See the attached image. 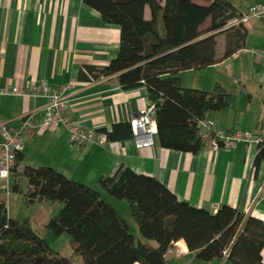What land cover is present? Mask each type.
<instances>
[{
	"label": "crops",
	"instance_id": "1",
	"mask_svg": "<svg viewBox=\"0 0 264 264\" xmlns=\"http://www.w3.org/2000/svg\"><path fill=\"white\" fill-rule=\"evenodd\" d=\"M233 4L243 14L250 6L264 4V0H233ZM236 28L216 34V64L182 72L181 84L200 91H211L219 84L229 92L230 104L209 112L206 119L219 129L248 130L264 141V19L245 23L243 49L222 59ZM119 42L118 26L105 23L97 11L79 0H0V87L27 91L38 82L52 89L70 86L65 91L66 115L85 130L110 131L115 124L130 123L149 103L144 85L122 90L116 76L97 77L96 70L116 58ZM46 103L40 96L0 95V125L16 127L26 115L39 119ZM22 138L20 160L8 180L1 182L0 199H4L3 195L24 198L27 183L21 172L26 167H50L75 182L100 190L99 177L124 166L135 174L155 178L179 201L195 208L215 213L226 205L264 222V162L254 165L256 144H241L224 151L205 143L198 153L190 154L163 149L156 140L145 148H136L132 140L75 148L68 144L62 129L44 134L26 130ZM2 184L7 188L3 189ZM15 186L18 191L13 190ZM101 196L114 209L123 205V201L105 192L101 191ZM121 217L130 227V216ZM181 261L231 264L225 257L200 261L179 240L166 253L164 264H182Z\"/></svg>",
	"mask_w": 264,
	"mask_h": 264
},
{
	"label": "trees",
	"instance_id": "2",
	"mask_svg": "<svg viewBox=\"0 0 264 264\" xmlns=\"http://www.w3.org/2000/svg\"><path fill=\"white\" fill-rule=\"evenodd\" d=\"M79 1L120 31L118 54L96 70L97 77L116 76L122 90L144 85L154 106L156 144L176 152L198 153L203 147L199 122L209 112L227 108L230 94L219 84L211 91L185 88L180 74L216 64V34L236 28L224 29L228 21L242 15L233 0H201L208 5H198L196 0ZM203 34L208 35L201 38ZM245 37L241 24L234 29L222 59L243 49ZM98 132L109 141L133 138L130 123ZM261 161L264 141L258 144L254 165ZM21 176L27 183L23 193L27 204L61 205L46 227L55 237L66 234L71 257H79L83 264H164L166 253L179 240L203 262L227 254L231 264H263V221L226 205L215 213L195 208L179 201L155 178L124 166L99 177L100 190L50 167H26ZM13 190L18 191V186ZM101 191L127 204L138 239ZM0 264H70V260L53 251L28 219L9 218L6 201L0 199Z\"/></svg>",
	"mask_w": 264,
	"mask_h": 264
},
{
	"label": "built area",
	"instance_id": "3",
	"mask_svg": "<svg viewBox=\"0 0 264 264\" xmlns=\"http://www.w3.org/2000/svg\"><path fill=\"white\" fill-rule=\"evenodd\" d=\"M251 19H264V4H255L248 7L239 18L228 21L224 29L238 27ZM69 88L70 86H64L60 89H52L45 82L34 83L27 91H21L18 88L0 87V95L40 96L47 100L39 119H32L31 116L26 115L16 127L8 124L0 125V184L6 182L15 169L17 157L22 150V134L26 130L44 134L62 129L66 132L68 144L75 148H81L89 143L98 146L109 143L105 134L94 130H85L66 115L68 100L65 91ZM130 127L133 134L132 141L136 148L152 146L156 135L154 106L148 103L130 121ZM198 135L203 144L208 143L213 149L224 151H230L241 144L253 143L258 145L263 142L251 131H225L217 128L212 121L207 119L199 122ZM1 187L3 189L7 188L5 184H2ZM226 257L227 254H225Z\"/></svg>",
	"mask_w": 264,
	"mask_h": 264
},
{
	"label": "rangeland",
	"instance_id": "4",
	"mask_svg": "<svg viewBox=\"0 0 264 264\" xmlns=\"http://www.w3.org/2000/svg\"><path fill=\"white\" fill-rule=\"evenodd\" d=\"M204 26L208 27V22ZM206 27V28H207ZM163 33V31H162ZM22 188L24 189L23 185ZM3 198L6 200V212L8 217L18 221H24L29 219L31 221V226L35 232L49 245V247L57 252L59 255L70 260V264H83L79 257H71V249L68 243V236L62 234L59 237H55L47 229V222L51 217H53L61 208L57 205L56 208L51 207V205L46 202L44 205L39 204H27L26 200L23 197L19 199H14L12 196L7 197L3 195ZM123 205H116L115 209L120 216H125L129 218V213L127 209V204L123 201ZM131 220V219H130ZM130 232L136 239H138V230L137 226L133 221H130ZM182 264L184 263L181 261ZM176 263V262H175Z\"/></svg>",
	"mask_w": 264,
	"mask_h": 264
}]
</instances>
